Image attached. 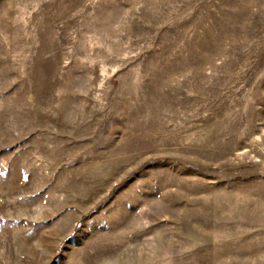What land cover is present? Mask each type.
<instances>
[{"label":"rangeland","instance_id":"rangeland-1","mask_svg":"<svg viewBox=\"0 0 264 264\" xmlns=\"http://www.w3.org/2000/svg\"><path fill=\"white\" fill-rule=\"evenodd\" d=\"M0 264H264V0H0Z\"/></svg>","mask_w":264,"mask_h":264}]
</instances>
